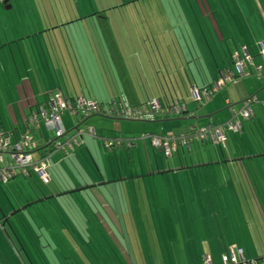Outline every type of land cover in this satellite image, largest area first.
I'll use <instances>...</instances> for the list:
<instances>
[{
    "label": "crops",
    "instance_id": "0c3cea01",
    "mask_svg": "<svg viewBox=\"0 0 264 264\" xmlns=\"http://www.w3.org/2000/svg\"><path fill=\"white\" fill-rule=\"evenodd\" d=\"M212 1L214 9L209 0H185L192 12L185 14L188 15V20L177 26V35L180 37L176 34L174 35L177 37H173L172 34L177 27H168L167 30L163 27L161 33L165 34V38L162 41L159 37H153L146 29L141 31L134 26L130 28L129 24V27L118 29L113 24H108V12L111 14L113 10L119 9L115 5L109 8L111 0H94L100 6L92 5L91 0L0 1V131L11 136L13 141L20 135L27 134L37 146L32 156L36 161L40 160L41 156L37 151L46 149L54 136L47 137L43 132V125L40 129L30 128L28 121L35 113L50 112L51 99L57 94L70 100L81 95L87 100L104 105L117 101L123 107L143 112L148 111L149 104L153 101L170 105L174 99L181 100L188 109V114L184 117L163 115L152 121L153 124L177 122L178 124L167 125V129L166 126H161L162 130L172 133L174 137L189 136L194 129L208 125H224L219 121L214 122L219 113L215 110L214 98L204 107L198 108L191 98V90H208L217 75L236 74L234 56H243L242 52L245 51L251 59V52L239 39L233 46L225 44V38L213 20L217 18L225 26L223 19L227 8L226 0ZM5 2H8L7 5H4ZM81 3L91 10L82 12ZM16 6H19L17 10ZM11 10L13 12L9 13ZM93 15L105 22L98 26ZM160 18L159 14L151 15V19ZM250 18L252 53L257 50L258 55L264 58L261 54V46L264 45V0H252ZM189 26L190 31L187 29ZM157 30L156 27L155 31ZM161 33H157L158 36ZM83 34L87 38L83 39ZM189 39L196 46L194 50ZM176 42L183 45L178 48ZM256 74L258 81L255 84H245L244 90H249L252 85L256 87L254 91L257 90L255 96L260 97L259 93L264 91V67H257ZM238 85L239 82L236 86ZM248 98L247 96L241 100ZM256 105L252 106L253 120L242 124L244 139L228 133V140L224 145H207L198 144L193 137H189V147L179 149V154L176 153L171 158H165L160 150L153 147L150 140L152 137L140 142L139 139L132 140L135 138L119 137L123 141H134L133 147L107 148L106 143L115 140L100 136L95 128L96 138H78L80 144L74 152L62 151L49 159L50 183L45 186L51 189L49 188L47 197L73 194L76 202L78 201L76 205L73 204L72 210L75 213L71 219L76 227L81 226L83 221L79 209L86 211L93 226L109 228L106 232L113 233L112 236H118V228L126 236L130 230L136 233L139 221H148L153 214L160 215V204L156 197L164 191L163 180L192 176L186 172H191L193 168L183 169L182 164L191 166L198 159L206 158L207 166L213 171L201 173L207 188L215 187L217 192L224 189L220 186L221 174L216 173V167H220L224 179L229 172L236 176L227 178L233 188L243 187L242 190H247L250 196L252 192L254 195H264V140H261V136H264V107ZM66 115L70 118L64 121L63 126L67 133H71L69 130H72L73 125L69 120L73 117L65 114V119ZM203 120H209L208 124H199ZM122 121L135 122H112ZM94 124L99 125L96 121ZM77 125L73 133L77 128L81 129L79 121ZM117 128H120V124L116 125ZM244 148H252V153L249 152V156L245 155L237 163V151L242 152ZM9 161L8 157L4 158L5 164ZM114 162L115 165L119 164L118 169H115ZM228 162L231 163L232 170L224 166ZM124 164L130 165L131 170L128 171ZM178 165L180 170H177ZM19 175L12 184L17 183L18 187L23 184L27 188L24 176ZM175 189L178 194L177 186ZM215 195L219 200V195ZM221 202L224 203L223 195ZM56 205L63 210L64 206L60 202L57 201ZM3 207L8 209L7 205ZM24 208L28 209L30 206L25 205ZM262 218L264 230L263 214ZM41 220L40 233L47 236L43 231L45 222L53 227L54 221L46 216ZM48 231L51 234L53 228ZM54 233L59 232L54 230ZM254 235L256 239L257 233ZM258 235L260 236L259 231ZM77 241L80 242L79 239ZM221 252V249L210 247L207 256L216 260ZM252 256H256L253 246Z\"/></svg>",
    "mask_w": 264,
    "mask_h": 264
},
{
    "label": "rangeland",
    "instance_id": "374dc122",
    "mask_svg": "<svg viewBox=\"0 0 264 264\" xmlns=\"http://www.w3.org/2000/svg\"><path fill=\"white\" fill-rule=\"evenodd\" d=\"M209 1L213 8V1ZM91 4L94 6L101 5L99 2L95 4L94 0H91ZM114 5L119 7V9L113 10L111 14L108 12V24H113V27H118V29L129 26L130 28L131 26H134L135 29H141V31L146 29L148 33H152L153 37L156 39L159 37L160 41L165 38V34L161 33L163 27H165V29H168V27L176 28L179 23H181L179 25L181 26L183 22L188 20V15L185 14L192 12V9L189 8L188 3H186L185 0H111L108 4L109 8ZM65 7L67 9V6ZM226 7L224 13L225 18L223 19L225 26L217 18H214L213 22L215 21L218 31L221 32L225 38V44L227 43V45L233 46V44L236 43V40L239 39L250 48L251 59L247 62V68L244 70L245 74L247 76L249 74V76L244 79L242 78V80L239 79L238 86L230 85L227 89L220 91L213 99V102L216 101L215 110L219 112L214 122L217 123V121H219L220 123H224V125L230 121L232 116L231 112H235L236 114L240 112L242 109L240 102L243 101L241 99L244 97L247 98L248 96L249 99L255 97L258 101L256 104L264 107V91L259 93L260 97H257L255 96L257 90L254 91L256 87L254 88L250 85L249 90H244L245 84H255L256 80L258 81V76L256 74L257 67H264V58L258 55L257 50L252 53V37L250 35L251 27L249 26L252 24V18H250L252 16V0H226ZM17 8H19V6H16V10ZM80 10L85 13L87 10L90 11L91 9L86 8L84 3H81ZM11 12H13V10L9 13ZM152 14H159L161 18L151 19ZM213 14L216 13L213 12ZM190 15L192 16L193 14ZM92 17L93 19H96L95 24L98 26L100 25L99 23L105 22L104 20L99 19L100 17L97 15H93ZM104 18L106 19V17ZM197 18H199L198 13ZM209 21L212 22L211 20ZM156 27L158 28L157 31H155ZM187 29L190 31V26ZM176 30L172 31L173 37L179 36L177 35L179 34L178 27ZM227 32L229 33L227 34ZM155 33H161V35L158 36V34L156 35ZM75 37L77 36L75 35ZM129 37H131V34ZM82 38L84 39L87 37L83 34ZM188 41L193 45L192 48L194 50L196 46L190 39ZM182 45L183 43L181 42L177 43L178 48ZM130 46H132L131 43ZM252 90L254 92H252ZM261 90L262 88H260L259 91ZM184 93H187L186 90H184ZM188 96L189 95L187 94L186 97ZM186 101H188L187 98ZM66 116V119L63 117V124L65 120L70 118L68 115ZM81 119L82 118H73L69 120L73 125L71 128L72 130H69L71 133L74 132L73 130L78 126L77 122H81ZM95 121L98 122L99 125H95ZM208 121L209 120H203L199 122V124L204 123L205 125L208 124ZM164 123L165 124H153V122L135 123L125 121L117 123L110 120L106 121L99 117H91L86 122H82L79 127L82 131H87L90 126H93L94 129L96 128L100 136L104 135L115 141L126 139V137H128L131 139L135 138L132 140L139 139L138 142H140L149 139L150 137L161 139L174 137L172 133L162 130L163 128L161 126L164 125L167 129V125L178 123L165 121ZM117 124H120V128L116 129ZM43 132L47 137L48 135H51L55 138V133L48 132L45 127L43 128ZM119 137H121V139H119ZM246 140L247 137H245V141ZM261 140H264V136H261ZM131 142L134 144V141ZM249 152L252 153V148H244L242 152L237 151V163L243 160L245 155L249 156ZM162 154L165 157L163 152ZM104 156L106 155L104 154ZM158 156L161 157L160 155ZM106 161H108L107 158ZM111 161H113L112 158ZM115 164L116 163L114 162V165ZM207 165L206 158H203V160L198 159L193 163V170L191 172H186L192 174V176L175 180H168L165 178V180H163L165 183V185L163 184L164 191L160 196L156 197L158 204H160V215L153 214L148 221H139L135 228V234L130 230V233L124 236L125 233L117 228L116 233L118 236L111 235V237H114L115 240L118 241L116 242V246L120 248L121 251H125L126 249L130 253L133 264H138L137 261L140 264H193L194 262L197 264L201 262L203 264L201 258L203 255L204 258L209 256H207V254L210 253V247L216 249L217 242L221 246L230 244L226 243L230 236L232 239L235 238V245L238 243L237 245L244 247L246 251H248V248L252 249L253 246L255 255L264 254V230L261 225V223H263L262 214L264 215V195H254L252 192V195L250 196L247 190H242L243 187L233 188L231 181L228 183L227 178H236V176L234 173L229 172L224 179L220 167H216V173L221 174L220 186L224 189L217 192L215 187L207 188V186H204L201 176V173H205L207 170L213 172ZM235 165L237 166V164ZM123 166L125 167L126 164ZM224 166L227 167L228 170H232L231 163H225ZM126 167L128 171L131 170L129 168L130 165H127ZM180 169L181 168L178 165L177 170ZM180 173L182 174V171ZM195 173H197V175H195ZM31 174L32 176L29 179V183L37 196L31 195V188H26L23 184H20L19 190L15 189V192L7 190L6 187H2L6 192L9 201L12 203L18 202L19 206L14 207L15 209L20 208V210H14V213L11 210H5L3 207L5 205L8 206V204L0 189V207L4 210L5 215H8V221H10L12 229L16 232L15 234L20 236V231H22V228L24 227V224L22 223H25V221L27 230L33 231L32 226H40V221H43L41 219H43V216L45 217L49 212L53 218V213L55 216L60 215L64 221L66 220L68 225H71L70 229L76 233L78 236L77 239H80L81 242L85 240V236L82 237L81 234L86 230L92 232L95 229L92 222H87L84 227H76L75 224L70 221L75 211H63L61 208H58V205L55 203L58 201L62 206L66 207L63 200H66L71 196L73 200V198H75L73 194L67 195V197L61 195L58 199L53 198L51 201H41L44 199L41 192L47 196L50 187L45 186L36 174L30 172V175ZM197 176L199 177L197 178ZM176 183L181 185L182 188ZM176 186L178 188V194L175 189ZM215 194L219 195V200ZM221 195L224 196V203L221 202ZM25 196L28 197L26 198L28 202L34 201V204H32L33 206L28 208V211L20 205V203H26V200L17 201V199H23ZM47 202L52 203V205L58 210H55L52 213ZM45 203H47L46 206ZM16 212L17 214L15 215ZM1 216L2 214L0 212V219H2ZM45 225L48 229L52 228V226L46 222ZM105 231L108 232L109 228H106ZM258 231L261 237L258 235ZM227 233H229V237ZM255 233H257L256 239L254 235ZM246 241H249V243ZM90 246L89 250L93 248V253L92 251H89L88 253L86 251V254L90 257L88 259L91 262L88 259H84L85 256L83 252H79L83 261L87 264H107L106 258L110 257L109 251L106 252L101 250L103 251L101 252L99 251V248L94 247L92 244ZM99 247L102 248L101 245H99ZM47 254L49 255L48 252ZM17 259L19 260V258ZM26 261H28V259ZM10 262L11 264H15L14 259ZM34 263L38 264L37 260H35ZM0 264L2 263L0 262ZM18 264L21 263L19 262Z\"/></svg>",
    "mask_w": 264,
    "mask_h": 264
},
{
    "label": "built area",
    "instance_id": "2783aa9c",
    "mask_svg": "<svg viewBox=\"0 0 264 264\" xmlns=\"http://www.w3.org/2000/svg\"><path fill=\"white\" fill-rule=\"evenodd\" d=\"M2 1V0H0ZM243 56L237 54L234 56V66L239 78L245 77V68L249 61L248 55L245 51L242 52ZM261 54L264 56V45L261 46ZM236 75L229 73L225 76L218 75L215 83L211 89L199 91L197 89L191 90L192 100L202 106L204 103L209 102L220 91L226 89L230 85H235ZM257 103L255 98L249 99L243 103L241 111L236 114L231 112L232 118L225 125H219L214 128L194 130L195 140L209 142L213 145H224L226 142V134H238L242 131V122L252 118V105ZM171 112L173 115L180 116L186 112V107L176 102ZM162 113L158 101H153L149 104L147 112L139 109H132L130 107H123L117 101H113L110 105L101 106L94 101L85 99L83 96L78 95L73 100L64 99L60 94L54 95L51 99V112L47 114L45 111L35 113L29 119L28 124L30 128L40 129L43 125L48 132L55 133L54 149L57 153L62 151L74 152L75 148L79 145L80 138L83 137L96 138V130L88 128L87 131H79L76 136L71 138L67 143H63V139L67 136L64 129L62 117L69 114L73 118L86 119L94 115H101L111 119H123L126 121L135 122H149ZM152 145L155 149L161 150L166 158H171L176 154L179 149L189 147L188 138L185 136L169 137L166 139L151 138ZM126 145L131 148L130 142L117 140L115 142H107V148L121 147ZM37 150V146L27 134L20 135L15 141L12 137L0 131V184L7 185L10 181L16 178L18 174L27 177L30 172L39 177L43 184L50 183V163L49 159H40L36 161L32 152ZM9 158V163H4V158ZM232 261L235 262V257L232 256ZM225 262L227 260L225 259ZM204 264H212L210 258L204 259Z\"/></svg>",
    "mask_w": 264,
    "mask_h": 264
},
{
    "label": "trees",
    "instance_id": "16d2710c",
    "mask_svg": "<svg viewBox=\"0 0 264 264\" xmlns=\"http://www.w3.org/2000/svg\"><path fill=\"white\" fill-rule=\"evenodd\" d=\"M219 75H222V74H219ZM216 77L213 81V84L215 83ZM213 84H211V86L208 89H211ZM253 98H255V97H253ZM244 101H246V100H244ZM112 102H110V104ZM176 102H179L181 105H183L181 100H175V99L172 100V103L170 105H167V104L163 105L161 102H159L162 113L160 115L156 116L154 118V120L158 119L160 116H163V115H168V116L171 115L174 117L181 118V117H184L186 114H188V109L186 108V112L182 113L180 116L173 115L171 112V109ZM194 103L198 108L204 107L206 104V103H204L202 106H198V104L196 102H194ZM98 104L101 106L104 105V104H100V103H98ZM255 104H256V102L253 103V105H255ZM104 106H107V105L105 104ZM49 111L51 112L50 109H49ZM45 112L47 114H50V112H48V111H45ZM252 114H253V111H252ZM91 117H102V118L106 119L105 117H103L101 115H94ZM91 117H89V118H91ZM231 118H232V116H231ZM87 119L88 118L83 119V120L81 119V122L79 121V124H82V122H84ZM252 120H253V115H252V118H250L247 121H243L242 124L246 123V122H250ZM112 121H114V120H112ZM149 122H152V121H149ZM216 126L215 125H208L204 128H197L194 130L214 128ZM194 130L191 132V134L189 136H185V137L186 138H189V137L192 138L193 137V139L195 140ZM77 131L78 130H76V132ZM75 133H73V132L67 133V136L63 139V143H67L71 138H73V134H75ZM227 134H226V139H227ZM229 134H233V133H229ZM236 135L240 138H243L244 128L242 127L241 133H238ZM152 138H155V137H152ZM190 139H188V142L190 141ZM55 140L56 139L54 138L51 141V144L46 149L37 151L38 154L41 156V159H49V158H52L55 154H58L56 152V150L54 149ZM195 141L199 142L198 144H210L211 145V143H209V142H204V141L201 142L199 140L198 141L195 140ZM124 142H130L131 146L133 147V144L131 141H124ZM263 145H264V143H263ZM123 146L127 149L126 145H123ZM263 149H264V147H263ZM177 153L179 154V152H177ZM118 165H115V169H118ZM182 168L183 169H186V168L192 169L194 167H193V165L188 166L186 164H182ZM19 176L20 175L18 174L16 176V178L13 179L12 181H10L7 185L0 184V189H1L2 193L4 194V198L6 199L7 204H8V209L13 211V213L15 211H17L16 209H14L13 206H19L18 202L12 203L11 201H9V199H7L6 192L4 191V189L2 187H6L7 190H12L14 192H15V189L19 190L17 183L15 185L12 184V183L16 182V180L18 179ZM31 176L32 175H30V174L27 177L24 176V180H25L24 182H26L27 188L28 187L31 188V190H30V192L32 193L31 195L37 196L35 194V191L33 190V188L31 187V185L29 183V179L31 178ZM15 186H17V187H15ZM41 194L44 198L41 201L44 200L45 202L51 201V200H53V198L54 199L59 198V196L58 197H55V196L47 197L43 192H41ZM67 195H70V194H65L66 197H67ZM26 198H28V197L25 196L23 199L19 198V199H17V201L18 200L23 201V200H26ZM63 201H64V204L66 206L63 208V211L72 210L73 204L76 205V203L78 202V201L76 202V200L74 198L72 200V196L66 200H63ZM25 202L26 203H20L21 207H24L25 205H29L31 207V206H33L31 204H34V201L28 202L26 200ZM47 203L50 206L52 213L55 210H57L54 207V205H52V203H50V202H47ZM47 203H45V206L47 205ZM55 203L57 204V201ZM18 210H20V208H18ZM26 210L28 211V209H26ZM0 212L2 214V216H1L2 219H0V262L2 264H11L10 261H12V259H14L15 264H18L19 262L21 264H36V263H34L35 260H37L38 264H87L85 261H83L79 252H83L84 256L86 257V258L84 257L85 260L90 258L86 254V251H87V253L89 251H92V253H93V248H91L89 250V247H91L90 246L91 244L94 247L99 248L100 249L99 251H101V250H104L106 252L109 251L110 257L106 258L107 264H133L130 253L126 249H125V251H121L120 248H118L116 246L117 241L115 240V238L111 237V235L113 233L107 234V232L105 231L106 229L103 226L95 227V229L92 232H88L86 230L85 232H83L81 234L82 237L85 236V240H83L81 242V240L79 239L80 242H78L77 241L78 236L76 235V233L74 231H72L70 229L71 225H68L66 223V221H64L60 215L55 216V214L53 213V216H54V218H53L51 216V214L48 212L45 215L46 218L48 216L49 218H51L54 221V225L52 227L53 231L51 234H50V231H48V229L46 227H44L43 231L45 233H47V236H43V234L40 233L41 226H36V227L32 226L33 231L27 230L26 221H25V223H22V224H24V227L22 228V231H20V236H19V235L15 234L16 232H14V230L12 229V227L10 225V221H8V218H9L8 215L7 214L5 215V212H4V210H2L1 207H0ZM78 212L83 217V221L81 222V226L84 227V226H86L87 222H90L88 215H87L86 211L84 212L83 210L78 209ZM90 212L92 213L93 217L95 218L96 215L94 216L93 211L89 210V213ZM16 214H17V212L15 213V215ZM56 220H58L57 221L58 223L56 222ZM70 221H72V220H70ZM97 221H98V219H97ZM99 223H101V221H99ZM24 230H25V233H24ZM54 230L58 231L59 233L55 234ZM36 234H39V235H36ZM227 235H228V233H227ZM237 240H239V239H237ZM221 241H222V239H221ZM226 243H230V244H228L226 246H221L217 242L216 248H218L219 250L221 249L222 252H221V256L218 257L216 260L210 256L208 257L211 259L212 264H216V262H217V264H264V254L260 255V256L259 255L252 256V249H248V251H246L244 247L237 245L238 243L235 245V238L232 241V237H229L227 239ZM99 245H101L102 248H100ZM47 252L49 253V255L47 254ZM101 252H103V251H101ZM92 256H93V254H92ZM232 256L235 257V260H236L235 262L232 261ZM17 258H19V260ZM27 259H28V261H26ZM225 259L227 260V262H225ZM32 260H33V262H32ZM137 263L140 264L138 261H137ZM203 264H204V260H203Z\"/></svg>",
    "mask_w": 264,
    "mask_h": 264
},
{
    "label": "bare ground",
    "instance_id": "6f19581e",
    "mask_svg": "<svg viewBox=\"0 0 264 264\" xmlns=\"http://www.w3.org/2000/svg\"><path fill=\"white\" fill-rule=\"evenodd\" d=\"M248 58H249V60H250V57H249V56H248ZM234 67H235V66H234ZM246 68H247V66H246ZM235 71H236V70H235ZM233 74H235V73H233ZM235 75H236L235 77L237 78L236 81H237V83H238V80H239V79H242V78H239V77L237 76V71H236V74H235ZM245 77H247L246 74H245ZM243 78H244V77H243ZM237 83H236L235 85H237ZM227 88H228V87H227ZM227 88H226V89H227ZM251 99H252V98H251ZM248 100H249V98H248ZM210 101H211V100H210ZM246 101H247V99H246ZM244 102H245V101H244ZM244 102H242V104H243ZM206 103H207V102H206ZM242 104H241V106H243ZM240 111H241V110H240ZM234 113H235V112H234ZM105 118L108 119V120L110 119V120H114V121H120V120H123V119H111V118H107V117H105ZM89 128H91V127H89ZM79 131H82V130H81V129H78L77 132H79ZM77 132H76V133H77ZM96 136H97V134H96ZM160 151H161V150H160ZM161 152H162V151H161Z\"/></svg>",
    "mask_w": 264,
    "mask_h": 264
},
{
    "label": "water",
    "instance_id": "95a60500",
    "mask_svg": "<svg viewBox=\"0 0 264 264\" xmlns=\"http://www.w3.org/2000/svg\"><path fill=\"white\" fill-rule=\"evenodd\" d=\"M7 3H8V2H5L4 5H7ZM9 9H10V8H9ZM78 129H79V128H77L76 130H78ZM76 130H75V131H76Z\"/></svg>",
    "mask_w": 264,
    "mask_h": 264
}]
</instances>
